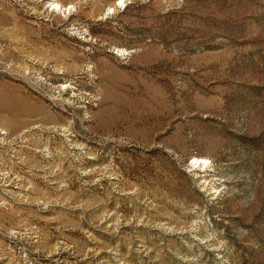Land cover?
Wrapping results in <instances>:
<instances>
[{
  "label": "rangeland",
  "instance_id": "obj_1",
  "mask_svg": "<svg viewBox=\"0 0 264 264\" xmlns=\"http://www.w3.org/2000/svg\"><path fill=\"white\" fill-rule=\"evenodd\" d=\"M0 264H264V0H0Z\"/></svg>",
  "mask_w": 264,
  "mask_h": 264
}]
</instances>
